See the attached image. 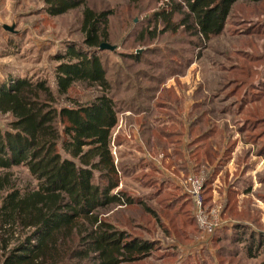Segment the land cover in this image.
Here are the masks:
<instances>
[{
    "label": "rangeland",
    "instance_id": "rangeland-1",
    "mask_svg": "<svg viewBox=\"0 0 264 264\" xmlns=\"http://www.w3.org/2000/svg\"><path fill=\"white\" fill-rule=\"evenodd\" d=\"M165 3L79 0L67 12L51 15L44 0H0V86L44 80L56 94L55 70L68 50H96L84 43L83 9L108 11L104 41L116 50L95 53L118 107L111 148L120 180L112 192L133 199L97 211L126 239L150 243L146 254L122 264H260L264 0L235 1L223 29L209 40L179 24L181 11L172 19L176 30L163 31L154 15ZM154 28L152 37L147 32ZM100 94L98 87L76 82L67 95H57V106ZM10 121L0 113V130L9 129ZM9 171L17 186L34 185L24 166ZM190 175L203 178V208L218 223L211 235L198 225L187 193ZM251 243L255 254L249 255Z\"/></svg>",
    "mask_w": 264,
    "mask_h": 264
},
{
    "label": "trees",
    "instance_id": "trees-1",
    "mask_svg": "<svg viewBox=\"0 0 264 264\" xmlns=\"http://www.w3.org/2000/svg\"><path fill=\"white\" fill-rule=\"evenodd\" d=\"M78 1L44 0L51 15L67 12ZM235 1L166 0L154 17L162 21L163 31L176 30L172 19L181 11L179 24L209 40L221 32ZM108 16V11L83 9L81 32L88 48L100 51ZM154 32L147 33L154 37ZM95 52L68 50L67 60L55 70L56 94L44 80L0 86V113L11 116L9 129L0 130V264H83L87 259L122 264L150 248L143 239H126L97 211L108 204H131L133 198L112 192L120 180L111 148L118 107ZM76 82L96 86L101 94L58 107L57 95H67ZM18 165L27 169L33 186L16 185L9 170ZM145 210L156 216L149 207ZM13 240L17 243L10 247ZM260 241H255V252ZM250 246L249 255L254 253Z\"/></svg>",
    "mask_w": 264,
    "mask_h": 264
},
{
    "label": "built area",
    "instance_id": "built-area-1",
    "mask_svg": "<svg viewBox=\"0 0 264 264\" xmlns=\"http://www.w3.org/2000/svg\"><path fill=\"white\" fill-rule=\"evenodd\" d=\"M202 184L203 178L196 175H190L188 177V189L187 193L192 198L195 205V216L198 221L200 229L205 233L211 235L217 227V221L215 216H211L206 212V208H203V196H202Z\"/></svg>",
    "mask_w": 264,
    "mask_h": 264
},
{
    "label": "water",
    "instance_id": "water-1",
    "mask_svg": "<svg viewBox=\"0 0 264 264\" xmlns=\"http://www.w3.org/2000/svg\"><path fill=\"white\" fill-rule=\"evenodd\" d=\"M8 29H10V28H8ZM99 50L100 51H103V50L114 51V50H116V46L115 45H112V44H110L108 42L103 41L99 45Z\"/></svg>",
    "mask_w": 264,
    "mask_h": 264
}]
</instances>
